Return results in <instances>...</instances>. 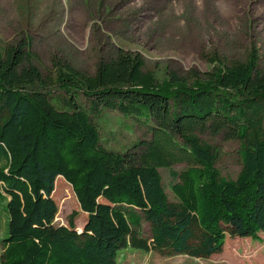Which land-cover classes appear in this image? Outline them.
I'll list each match as a JSON object with an SVG mask.
<instances>
[{"label": "trees", "instance_id": "obj_1", "mask_svg": "<svg viewBox=\"0 0 264 264\" xmlns=\"http://www.w3.org/2000/svg\"><path fill=\"white\" fill-rule=\"evenodd\" d=\"M31 45L0 51V200L9 213L0 264H117L120 250L145 242V222L164 254L198 258L221 252L226 230L252 238L264 232V71L257 49L189 83L175 74L161 81L144 70L140 54L123 50L93 74L61 62L45 77L31 62ZM104 111L147 123L151 136L137 143L140 152L101 144L92 116ZM206 131L239 142L236 177L221 174L216 150L199 135ZM179 163L185 168L173 170ZM160 168L170 169L175 201ZM62 179L87 214L80 229L79 212L68 225L55 224L53 194Z\"/></svg>", "mask_w": 264, "mask_h": 264}, {"label": "rangeland", "instance_id": "obj_2", "mask_svg": "<svg viewBox=\"0 0 264 264\" xmlns=\"http://www.w3.org/2000/svg\"><path fill=\"white\" fill-rule=\"evenodd\" d=\"M23 42H31V62L45 77L52 76L61 62L93 74L101 61L120 50L140 54L144 70L161 81L171 74L189 83L207 80L218 67L246 61L253 48L264 71V0H0V51ZM92 120L101 144L121 153L140 152L137 143L151 136L147 123L118 111H104ZM199 135L216 150L221 174L236 177L241 169L239 142L225 133ZM184 168L181 163L172 166L175 171ZM160 172L175 201L170 169ZM55 187L53 197L59 206L55 224L68 225L71 215L79 212L75 223L82 228L87 214L72 186L62 179ZM8 220L7 200H0V239L8 236ZM140 235L145 240L142 246L129 244L120 250L117 264H195L184 254H164L150 222L144 223ZM226 237L241 236L226 230ZM243 240L246 247L248 242L262 247L264 232ZM2 251L0 243V261ZM258 251L261 258L256 257ZM242 256V264H264V247Z\"/></svg>", "mask_w": 264, "mask_h": 264}, {"label": "crops", "instance_id": "obj_3", "mask_svg": "<svg viewBox=\"0 0 264 264\" xmlns=\"http://www.w3.org/2000/svg\"><path fill=\"white\" fill-rule=\"evenodd\" d=\"M5 238V237H3ZM1 238V239H3ZM244 238L248 237H237L232 238L231 240L226 237V241L223 247V250L219 253H215L208 258H198V257H190L194 259L193 261L195 264H242L244 253L248 254L249 251L259 247L261 250L262 247L258 246L257 244L248 242V247L244 245ZM0 239V243H1ZM260 244V243H259ZM3 249V247H2ZM259 251L256 253V257H259Z\"/></svg>", "mask_w": 264, "mask_h": 264}, {"label": "water", "instance_id": "obj_4", "mask_svg": "<svg viewBox=\"0 0 264 264\" xmlns=\"http://www.w3.org/2000/svg\"><path fill=\"white\" fill-rule=\"evenodd\" d=\"M62 225H64V224H62Z\"/></svg>", "mask_w": 264, "mask_h": 264}]
</instances>
